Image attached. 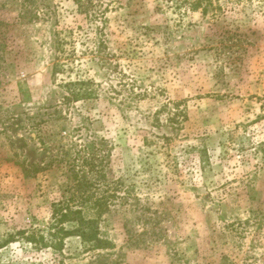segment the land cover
<instances>
[{"label":"rangeland","instance_id":"obj_1","mask_svg":"<svg viewBox=\"0 0 264 264\" xmlns=\"http://www.w3.org/2000/svg\"><path fill=\"white\" fill-rule=\"evenodd\" d=\"M193 1L0 0V264H264V0ZM83 179L106 248L17 235Z\"/></svg>","mask_w":264,"mask_h":264},{"label":"trees","instance_id":"obj_2","mask_svg":"<svg viewBox=\"0 0 264 264\" xmlns=\"http://www.w3.org/2000/svg\"><path fill=\"white\" fill-rule=\"evenodd\" d=\"M210 1L194 0L192 3H189L193 10L203 8V11L206 12V7L210 6ZM56 73L57 69L55 68L53 74ZM67 86L71 93L70 100L72 99L74 102L87 100L94 96L89 87V82L77 81ZM76 87H79V90H74ZM43 169L39 165H31L29 168H23V177L29 180ZM76 184L74 188L76 193L70 199L66 201L59 200L51 204V224L46 236L39 230H32L28 233L29 235L26 230H22L17 232V235L22 236L23 240L38 250L52 249L54 252L60 253L63 250L64 241L71 237L79 238L83 244L89 245L93 250L106 248L108 244L99 237L98 226L103 212L104 202L101 200H95L93 203L90 202L91 195L88 192L91 188L90 182L83 179L78 180ZM75 198L80 199L79 206L76 207L71 203ZM85 210L95 212L94 217H86L84 214ZM67 225L69 227H66ZM13 240V236H10L0 248H3Z\"/></svg>","mask_w":264,"mask_h":264}]
</instances>
